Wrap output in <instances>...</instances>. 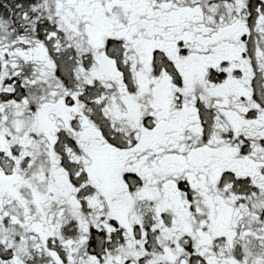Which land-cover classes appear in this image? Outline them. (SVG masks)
I'll list each match as a JSON object with an SVG mask.
<instances>
[{"label": "snow or ice", "instance_id": "snow-or-ice-1", "mask_svg": "<svg viewBox=\"0 0 264 264\" xmlns=\"http://www.w3.org/2000/svg\"><path fill=\"white\" fill-rule=\"evenodd\" d=\"M0 264H264V0H0Z\"/></svg>", "mask_w": 264, "mask_h": 264}]
</instances>
